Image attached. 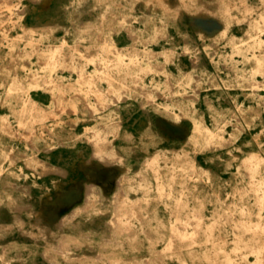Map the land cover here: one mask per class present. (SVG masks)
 Segmentation results:
<instances>
[{
    "label": "rangeland",
    "instance_id": "1",
    "mask_svg": "<svg viewBox=\"0 0 264 264\" xmlns=\"http://www.w3.org/2000/svg\"><path fill=\"white\" fill-rule=\"evenodd\" d=\"M0 264H264V0H0Z\"/></svg>",
    "mask_w": 264,
    "mask_h": 264
},
{
    "label": "bare ground",
    "instance_id": "2",
    "mask_svg": "<svg viewBox=\"0 0 264 264\" xmlns=\"http://www.w3.org/2000/svg\"><path fill=\"white\" fill-rule=\"evenodd\" d=\"M8 5V4H7ZM197 20V19H196ZM197 21H199V20H197ZM202 21V20H201ZM201 24L202 23H200V26L199 27H201ZM197 25V24H196ZM215 25H218V24H215ZM204 27V26H203ZM210 27H211V25H210ZM207 28V27H206ZM215 28H217V27H215ZM203 29H205V28H203ZM211 29H214V28H212L211 27ZM33 41V40H32ZM94 96H95V98H96V100L99 102L100 100H101V94H98V93H94ZM181 115V114H180ZM196 155V154H195ZM194 155V156H195ZM153 156V155H152ZM194 159H196V158H194ZM195 161V160H194ZM90 166V165H89ZM99 166V165H98ZM97 166V167H98ZM94 173V172H93ZM98 175H102V168L99 170V173H98ZM71 203V200L70 199H68V198H66V199H64V200H61V205H64V206H67V205H69ZM54 204V203H53ZM46 209H47V202H42V204H41V210L40 211H38V212H40V214L41 215H45V211H46ZM50 210H52V209H50ZM52 212V211H51ZM54 213V212H53ZM57 213V212H56ZM48 215H50V216H54L55 215V213H54V215L52 214H49V212H48ZM56 216V215H55ZM51 219V218H50ZM54 219V218H53ZM52 219V220H53ZM51 220V221H52ZM254 242V241H253ZM101 252V251H100ZM105 261V260H104Z\"/></svg>",
    "mask_w": 264,
    "mask_h": 264
}]
</instances>
